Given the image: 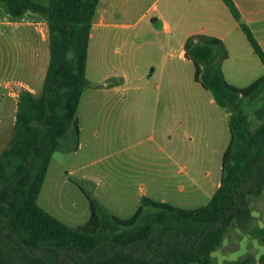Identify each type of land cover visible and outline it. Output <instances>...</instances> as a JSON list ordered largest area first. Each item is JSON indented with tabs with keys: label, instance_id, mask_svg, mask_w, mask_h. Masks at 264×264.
I'll return each mask as SVG.
<instances>
[{
	"label": "trees",
	"instance_id": "1",
	"mask_svg": "<svg viewBox=\"0 0 264 264\" xmlns=\"http://www.w3.org/2000/svg\"><path fill=\"white\" fill-rule=\"evenodd\" d=\"M264 67V51L233 0H222ZM99 0H0L14 17L26 10L47 21L49 60L41 91L19 92L10 146L0 155V264H213L226 227L251 218L248 196L264 189V73L244 87L228 82L221 38L188 36L184 56L194 80L228 112L229 141L219 185L207 203L181 208L143 196L128 218L90 197V216L73 227L42 208L38 194L56 150L78 145L76 111L88 84L90 31ZM260 99V101H255ZM252 123L243 105L256 103ZM248 233L264 240V226ZM247 254L224 264H251ZM264 264V253L259 256Z\"/></svg>",
	"mask_w": 264,
	"mask_h": 264
},
{
	"label": "rangeland",
	"instance_id": "2",
	"mask_svg": "<svg viewBox=\"0 0 264 264\" xmlns=\"http://www.w3.org/2000/svg\"><path fill=\"white\" fill-rule=\"evenodd\" d=\"M108 2L113 5L107 23L93 25L90 34L89 81L76 111L83 128L78 131L81 147L53 153L38 197L41 207L47 201L51 214L73 227L84 224L87 216L81 212H91L90 197L120 218L130 217L143 196L186 209L204 205L220 181L221 157L230 136L225 108L194 80L192 62L181 56L184 34L199 26L183 30L175 23L187 15L196 20L209 17L212 0ZM249 27L264 46V20ZM239 33L226 38L229 57L223 74L231 84L244 87L263 75L264 67ZM21 46L20 53L27 54L26 45ZM132 101H158L159 134L145 127L121 135L126 125L141 119H127L126 104ZM256 104L243 105L252 127L258 122ZM82 174L93 176L94 183ZM248 206L251 218L234 219L226 227L221 244L211 252L213 264L247 254L254 258L251 264H262L264 240L248 229L264 226V189L248 196Z\"/></svg>",
	"mask_w": 264,
	"mask_h": 264
},
{
	"label": "crops",
	"instance_id": "3",
	"mask_svg": "<svg viewBox=\"0 0 264 264\" xmlns=\"http://www.w3.org/2000/svg\"><path fill=\"white\" fill-rule=\"evenodd\" d=\"M233 1L241 14V20L248 26L264 20V0ZM212 4V14L209 17L207 16L203 19L196 20L193 18H189V15H187L186 18L182 19L181 21L175 22L176 26L182 27L183 30H185V27H193L196 24H198L199 26V28L195 30L188 28L191 30L184 34L183 42L181 44V56L185 57L183 43L185 39L192 34L203 33L207 35L217 36L222 39L226 48V38L229 35H231L233 32L240 35L239 32H241L242 30L239 26V22L233 17V19H231L226 11L227 6L224 4V2L222 0H212ZM111 5H113V3L108 2V0H99L95 10L92 26L103 25L107 23L106 15L110 10ZM227 25L229 27H227ZM165 26L167 30H170V26L168 23H165ZM21 27L23 29L20 30ZM249 28L253 32V29L251 27ZM257 41L264 51L262 42L260 40ZM21 45H26L27 54L20 53L19 47L22 48ZM249 52H251L252 57H254L255 52ZM228 57L225 60H227ZM48 60L49 41L47 21L45 17L42 14L31 10L24 11L22 16L20 17H14L7 11L5 5L0 3V155L4 149L10 146L11 143L16 104L20 90L27 89L35 94H38L41 91ZM224 61L222 62V70ZM157 104L158 101H132L131 103L127 102L126 106H129L127 114H125L127 119H136L138 117H141V119L144 121V124H142L141 119L138 121V123H136V121L135 123H130L129 125H126V132H124L123 130L121 135H123L124 133L128 135V133L130 132L136 133L137 130H144L145 127H150L155 135L159 134L161 128L156 125ZM225 112L226 116H228V112ZM76 119L78 131L82 132L83 128L82 126H80V122L77 116ZM94 127L95 126L90 127V129L93 128V133H96L97 129ZM81 144L82 143L80 141L77 150H79ZM77 150H75L74 152H77ZM158 150L161 151L160 145H158ZM55 152L57 153V150ZM53 155L54 154H52V157L50 159L44 180L48 176L47 174L49 172ZM81 177L88 181H92V183H94L95 181L93 176L82 174ZM44 204L45 206L42 207L48 212L52 213L49 210V204L47 203V201H44ZM85 212L86 214L82 215L84 217L85 215L87 216V218L84 220V223L90 216V211L88 210H85L81 213Z\"/></svg>",
	"mask_w": 264,
	"mask_h": 264
}]
</instances>
